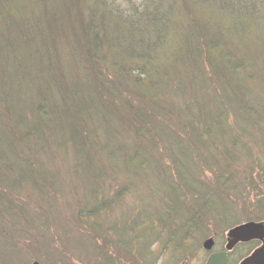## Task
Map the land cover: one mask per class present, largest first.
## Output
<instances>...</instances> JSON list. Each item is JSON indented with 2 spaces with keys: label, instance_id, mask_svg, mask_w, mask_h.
<instances>
[{
  "label": "trees",
  "instance_id": "trees-1",
  "mask_svg": "<svg viewBox=\"0 0 264 264\" xmlns=\"http://www.w3.org/2000/svg\"><path fill=\"white\" fill-rule=\"evenodd\" d=\"M139 3L123 12L110 0H0V162L7 163L0 168V184L17 195L28 190V185L36 188L37 175L43 173L36 162H42L47 152L40 149L48 146H76V153L79 147L83 152L93 138L94 147L104 152L106 144L99 141L95 127L88 129L85 124L87 117L98 119L108 138L122 140L117 150L124 146L129 150L134 177L138 166L133 162L143 146L139 142V149H134L131 141H153L146 149L153 153L149 159L161 178V196L166 201L160 205L168 209L164 207L159 214L138 209L137 215L143 214L149 223L155 218L160 233L165 231L166 245L177 240L180 246L183 238L204 234L207 221L232 209L233 201L226 196H231L237 181L233 164L253 152L246 151L241 157L234 154L235 147L247 146L249 132L264 130L262 98L252 96L248 84L258 74L252 69L256 59L264 63V52L260 53L264 49V0ZM230 111L236 114L232 120L237 132L228 130L230 147L223 138L211 145L204 143L210 134L216 135L220 123L225 122L227 130ZM122 116L138 140L132 137L128 142L114 131L112 125ZM158 130H170L199 153L191 157L193 166L184 175L181 159L164 154ZM219 145L225 161L215 156ZM199 163L211 172L212 186L200 177ZM5 167L14 171L10 182L2 172ZM129 187L125 183L119 189L121 195L115 192L114 196H124ZM41 189L48 193L51 186L43 184L35 191ZM100 190V186L92 187L89 196H98ZM8 193L0 194V203ZM180 196L194 197L183 205L191 204L194 215L183 216ZM7 203L3 206L12 205ZM86 203L79 211L86 209ZM113 205L104 202L105 208ZM103 208L94 205L83 213L91 217ZM131 226L118 229V234L127 233L128 228L131 232ZM98 234L95 231L90 238ZM153 235L152 227H147L125 242L132 247L135 240L145 243L157 237Z\"/></svg>",
  "mask_w": 264,
  "mask_h": 264
},
{
  "label": "rangeland",
  "instance_id": "rangeland-1",
  "mask_svg": "<svg viewBox=\"0 0 264 264\" xmlns=\"http://www.w3.org/2000/svg\"><path fill=\"white\" fill-rule=\"evenodd\" d=\"M110 1L123 12H128L131 5H140V0ZM63 52L67 54L65 50ZM263 52L264 49L262 52L260 51V53ZM63 58L66 59V56ZM262 60L256 59L252 69L258 74L257 77L255 75L254 81L251 79L248 84L250 94L258 95L264 104V63ZM173 101L175 100L173 99ZM235 115L230 111L227 130L224 126L225 122L220 123L219 129L214 130L216 135L210 134V139L206 138L202 141L211 145L223 140L225 146L230 147L228 130H231V134L237 133L232 120ZM239 116L237 117L239 118ZM262 116L264 118V115ZM127 121L128 119L122 116L120 122L113 124L112 128L120 136H124L128 142L130 139L132 140V137L138 140L135 129L126 128ZM85 124L88 129L95 127L96 136H100L99 141L106 144V149L104 152H100L94 147L93 138H89L91 140L87 147L83 146V152H80L82 149L79 147L78 154L76 146L74 148L67 146L63 149L48 146L43 150L40 149L41 153L47 152L40 158L46 167L42 162H36V166L37 163L41 164L43 173L41 170L42 175H37L40 182L37 181L35 185L36 188L43 184L50 185L51 189L48 193L42 189V191L36 192V188L33 189L30 187L31 185H28V190L24 188L17 195L16 192L8 189L7 185L0 184V194L7 192L10 195V192L14 194L4 196V203L9 202L12 205L3 206L4 203L2 201L0 203V264H203L205 252L201 248V244L205 238L213 236L215 241L222 243L230 228L248 221L264 222V130L249 132L247 135L249 139L245 140L247 146H241V144L235 147L234 154H239L241 157L245 155L246 151L253 152L233 164L237 181L233 186L234 189H231L233 191L230 192L231 196H226L230 201H233V207L229 213L216 219L217 221L212 219L210 222L207 221L204 225V234L195 233L188 238H183L180 246L175 244L177 240L169 242L171 244L167 246L165 231L160 233V223L155 218L149 223L145 217L143 218V214L137 215L138 209H142V211L151 209L157 214L164 207V209H168L166 204L160 205L165 199V196H161L163 190L161 185L159 186L161 178L154 170V162L149 159L153 153L146 149L148 145L150 148L151 144L153 146V141L150 140V143L144 139L138 140V143L134 142V139L131 141L134 149H139V142L143 146V151L133 162L138 166V172L134 177L131 174L134 171H130L133 164L127 156L129 150L126 149V146L123 150L116 148L122 140L117 137L115 139L108 138L107 133L103 132L104 126L98 119L95 121L92 117H87ZM158 132L163 136L162 140L166 149L164 154L181 159L183 169L181 175H184L193 166L191 157H196L199 153L188 148L182 138V140L175 138L170 130H158ZM165 135L168 137L166 138ZM219 136L220 138H218ZM85 137L88 138V135ZM221 138L223 139L221 140ZM218 147L215 156L218 158L222 156L219 161L227 160L222 145ZM27 151L28 149L24 148L25 154H28ZM155 151L157 153L158 150L155 149ZM33 153L35 154L32 152L29 155L31 156ZM50 155H53L51 159ZM156 156L159 158L158 155ZM145 158L149 160L145 161ZM3 163L5 162H0V168ZM140 163L142 165L139 167ZM201 165L200 163L196 165L200 170V177L210 185L214 182L211 172L202 169ZM11 169L13 170L14 167L12 166ZM2 172L8 176L6 179H9V182L13 180L14 171L5 167ZM95 176H99L103 182ZM125 183L130 185L128 192L124 196H114V193H119V189ZM96 186H100V189L103 188V191L100 190L101 193L98 196H89L91 188L95 189ZM146 190L149 192L146 193ZM119 195L121 194L119 193ZM180 197L184 203L180 204L183 216L194 215V208L191 204L184 207L194 197L188 196L189 200L185 196ZM84 200L87 202L84 205L86 209H90L94 205L98 207L101 205L104 208L96 213L97 215L88 217L86 213H83L88 210L79 211L81 208L83 209L81 204H84ZM107 201L113 202L112 208H105L104 202ZM140 218H142V222L135 223ZM177 220L173 228L177 226ZM133 222L138 225H134ZM127 226H131V232L128 228L127 233L118 234V229L123 230ZM98 227L101 228V231L97 230ZM147 227H152L154 235L159 233L160 235L151 237L145 243L143 240L137 242L133 240L132 247L126 245L127 240H131L130 236H133L134 239ZM133 228L136 230L134 231ZM95 231L96 234L99 233L97 237L90 238V235ZM141 243H144L143 248ZM140 248L141 250L138 252Z\"/></svg>",
  "mask_w": 264,
  "mask_h": 264
},
{
  "label": "water",
  "instance_id": "water-1",
  "mask_svg": "<svg viewBox=\"0 0 264 264\" xmlns=\"http://www.w3.org/2000/svg\"><path fill=\"white\" fill-rule=\"evenodd\" d=\"M264 235V222L248 221L240 225L230 228L227 232L229 239V246L237 243L238 241H247L252 238H262ZM213 238L208 237L203 240L202 247L206 250L212 248ZM226 255L213 254L211 255L206 264H225ZM240 264H264V247L255 251L250 257L244 259Z\"/></svg>",
  "mask_w": 264,
  "mask_h": 264
},
{
  "label": "flooded vegetation",
  "instance_id": "flooded-vegetation-1",
  "mask_svg": "<svg viewBox=\"0 0 264 264\" xmlns=\"http://www.w3.org/2000/svg\"><path fill=\"white\" fill-rule=\"evenodd\" d=\"M213 238V236H211ZM261 247H264V235L262 238H252L247 241H238L237 243L229 246V239L227 233L225 240L220 243L214 240L212 248L206 250L202 247L205 254L203 264H206L208 258L213 254H224L226 255L225 264H240L244 259L250 257L255 251H258Z\"/></svg>",
  "mask_w": 264,
  "mask_h": 264
}]
</instances>
